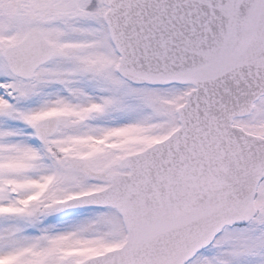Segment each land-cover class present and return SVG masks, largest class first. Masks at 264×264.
I'll list each match as a JSON object with an SVG mask.
<instances>
[{"label":"snow or ice","instance_id":"snow-or-ice-1","mask_svg":"<svg viewBox=\"0 0 264 264\" xmlns=\"http://www.w3.org/2000/svg\"><path fill=\"white\" fill-rule=\"evenodd\" d=\"M0 264H264V0H0Z\"/></svg>","mask_w":264,"mask_h":264}]
</instances>
